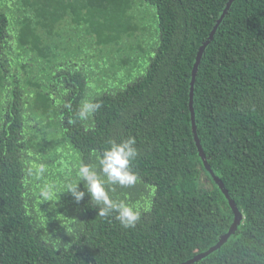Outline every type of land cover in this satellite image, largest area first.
<instances>
[{
  "label": "trees",
  "instance_id": "obj_1",
  "mask_svg": "<svg viewBox=\"0 0 264 264\" xmlns=\"http://www.w3.org/2000/svg\"><path fill=\"white\" fill-rule=\"evenodd\" d=\"M228 2L0 0V264H182L235 222L213 175L243 221L194 264H264V0L233 2L201 58L194 120L190 109L199 49ZM144 20L152 57L133 78L123 46ZM84 99L102 105L88 122ZM129 136L139 181L110 196L147 206L135 228L66 193L81 164Z\"/></svg>",
  "mask_w": 264,
  "mask_h": 264
},
{
  "label": "clouds",
  "instance_id": "obj_2",
  "mask_svg": "<svg viewBox=\"0 0 264 264\" xmlns=\"http://www.w3.org/2000/svg\"><path fill=\"white\" fill-rule=\"evenodd\" d=\"M101 107L99 102L84 99L76 112V119L88 122ZM136 144L137 141L132 136L120 142L110 140L109 147L96 157L95 163L80 165L77 181L66 186V193H70L77 203L86 196L90 197L91 204L99 209V216L115 213V219L124 228H135L142 213L148 211L147 206L139 202L133 204L123 199H114L110 192L115 190V186L132 187L139 181L138 173L132 170L133 162L139 156ZM82 183L83 191L80 190ZM151 191L155 189L152 188ZM43 194H52L50 186L45 188Z\"/></svg>",
  "mask_w": 264,
  "mask_h": 264
},
{
  "label": "water",
  "instance_id": "obj_3",
  "mask_svg": "<svg viewBox=\"0 0 264 264\" xmlns=\"http://www.w3.org/2000/svg\"><path fill=\"white\" fill-rule=\"evenodd\" d=\"M235 0H229L226 9L224 10L222 16L220 17V19L218 20L216 26L214 27L213 31L211 32L208 40L201 46V48L199 49L198 55H197V59H196V63L194 65L193 68V72H192V85H191V95H190V109H191V113H192V119L194 120V103H193V89H194V84H195V80H196V75L198 72V68L201 62V58L206 50V47L208 46V44L211 43V41L214 38V35L216 33V30L219 26V24L221 23L222 19L224 18V16L228 13L231 5L233 4ZM193 132L195 134V139L197 141V145L199 148V154L202 157L203 161H204V165L207 169H210V166L208 165L206 158H205V154L200 146V142L199 139L197 137V133H196V126L193 125ZM213 179L214 181L221 187V189L224 191L226 199L228 200L230 206L233 209V212L235 214V222L233 224V226L231 227L230 231L224 235L221 240L218 242V244L211 248L210 250H208L207 252L200 254L198 256H196L195 258L186 261L182 264H194L195 262L201 260L202 258H204L205 256L209 255L211 252L217 250L218 248H220L222 245H224V243H226L228 241V239L236 232V230L238 229V227L241 225L242 221H243V215L241 214V212H239V210L237 209L234 201L231 199V197L228 195L227 191L225 190L223 183L220 179H218L215 175H213Z\"/></svg>",
  "mask_w": 264,
  "mask_h": 264
},
{
  "label": "rangeland",
  "instance_id": "obj_4",
  "mask_svg": "<svg viewBox=\"0 0 264 264\" xmlns=\"http://www.w3.org/2000/svg\"><path fill=\"white\" fill-rule=\"evenodd\" d=\"M135 1V0H134ZM137 11V10H136ZM138 12V11H137ZM133 14H136L135 10L133 11ZM111 16L117 18L118 16L116 14H110ZM153 19H154V16H153ZM103 23V22H102ZM154 21L152 20V22H148L146 20H144L142 23H141V29L145 30V36L138 41L136 40V38H133V39H130L128 41V43H126L123 48L125 50H127L128 48L130 49L131 46H133V54H130V53H127L125 51L122 52V56L126 57L128 55H133V78H135L136 76H140L142 75L144 72H145V69H146V65L148 63V59L150 57H152V49H153V45L150 43L149 39H144L145 37H147L148 35H151V32H153L152 30L149 29V26L148 24H153ZM155 46V45H154ZM120 60V56H115L113 61L115 62H118ZM110 64V61H107V65L105 66H109ZM104 67V66H103ZM97 74L93 76V78L91 79L92 83L91 85H95V81L97 78H99L100 74L99 73H102V69H98V71L96 72ZM117 74L118 75H123L124 76H121L122 78L125 77V75L127 74L125 70H120V71H117ZM112 74L109 76L111 78ZM116 74H115V80H116ZM91 91H95V89H91ZM44 162L45 161H49L47 159H42ZM72 167V166H71ZM46 179V178H45ZM59 180L57 181H53L51 182L50 181V184H51V188H54L55 185H60L62 182V178L59 177L58 178ZM48 181V180H47ZM202 181L203 183L206 184L207 187L211 186V182L208 178H206L205 175H203L202 177ZM56 185V186H57ZM71 218V217H70ZM70 218H66V219H69V220H73L74 218L70 219Z\"/></svg>",
  "mask_w": 264,
  "mask_h": 264
}]
</instances>
